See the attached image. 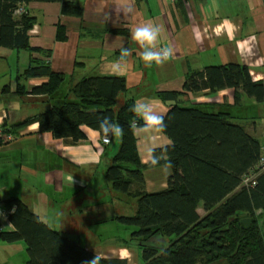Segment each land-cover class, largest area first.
Returning <instances> with one entry per match:
<instances>
[{
  "label": "trees",
  "instance_id": "1",
  "mask_svg": "<svg viewBox=\"0 0 264 264\" xmlns=\"http://www.w3.org/2000/svg\"><path fill=\"white\" fill-rule=\"evenodd\" d=\"M30 1L59 2L61 15L81 18L83 14L71 0H0V47L29 53L28 65L16 76L15 90L21 96L45 99L39 112L11 129L36 122L39 131L75 144L87 138L82 126L95 130L99 120L109 115L124 128L125 135L122 141L115 140L116 150L103 173L104 185L125 208L124 213L102 222L124 226L118 234L135 241L140 264H264V169L258 173L257 167L264 141L240 120L254 117H241L234 109L240 102L239 93L264 109V83L252 79L247 65L224 63L189 71L181 90L157 92L169 104L163 133L171 143L156 149L159 164H143L134 127H130L136 119L132 112L135 100L125 97V78L93 74L74 82L52 70L50 51L30 45L34 17L25 10L16 13ZM57 27L56 40L61 41L64 27ZM34 77L48 80L26 89L25 81ZM227 88L234 91L232 106L180 100L187 93L212 94ZM122 94L125 96L119 101ZM6 130L0 129V137ZM6 136L14 139L10 133ZM169 162L167 186L147 191L145 171L169 166ZM2 202L13 228L6 230L0 224V240H22L26 264H86L99 256L49 226L19 197L9 196ZM128 209L129 214L125 213ZM101 258L100 264H130L126 258Z\"/></svg>",
  "mask_w": 264,
  "mask_h": 264
},
{
  "label": "crops",
  "instance_id": "2",
  "mask_svg": "<svg viewBox=\"0 0 264 264\" xmlns=\"http://www.w3.org/2000/svg\"><path fill=\"white\" fill-rule=\"evenodd\" d=\"M71 1L83 9L81 18L61 15L59 2L30 1L21 8L35 19L29 32L30 45L49 50L51 69L74 82L85 75H113L112 63L119 58L121 48H128L131 54L119 74L125 78L128 92L126 96L119 95V100L125 96L133 97L135 103L150 101L163 115L169 104L161 101L156 93L181 90L189 71L206 65L245 64L252 79L264 83V0ZM143 23L159 25L161 45L173 49V56L163 66L146 67L139 58L141 50L131 40V32ZM58 24L64 27L65 39L61 41L56 40ZM21 56L22 64L18 67ZM28 62L27 51L0 47V77L14 66L7 86L0 87V129H7L0 137V213L3 216L0 224L5 225L2 228H13L2 201L17 196L49 226L100 257H121L130 264H140L138 251L133 252L123 244L125 239H113V231L98 228L114 224L102 221L124 213L125 206L111 196L103 179L116 150V139L105 145L99 141L97 132L87 126H82L86 140L75 144L39 131L36 122L11 129L13 124L39 112L43 108L39 104L45 101L44 97L31 94L21 96L15 90L16 76ZM47 80V77L30 78L25 81L26 89ZM239 96L240 102L234 108L236 114L254 117L240 120L249 132L264 141L263 105L255 104L241 93ZM180 100L232 106L234 91L227 88L212 94L187 93ZM134 132L143 164H150L147 162L149 148L171 143L164 133L141 135L135 128ZM8 133L14 139L8 140ZM169 175L166 164L148 168L146 190L164 189ZM0 247V264H14L11 252H23L24 243L0 240Z\"/></svg>",
  "mask_w": 264,
  "mask_h": 264
},
{
  "label": "clouds",
  "instance_id": "3",
  "mask_svg": "<svg viewBox=\"0 0 264 264\" xmlns=\"http://www.w3.org/2000/svg\"><path fill=\"white\" fill-rule=\"evenodd\" d=\"M161 27L155 23H143L133 28L131 40L141 50L139 58L146 67L163 66L173 56L171 47L162 46L160 43ZM131 52L128 48H121L119 58L111 65L113 75H119L127 63V58ZM132 112L136 119L130 127H134L141 135H152L163 133L166 129L164 115L157 112L150 101H138L132 106ZM97 132L99 141L102 143L110 142L112 139L123 140L125 135L124 128L114 122L109 115H104L98 123ZM147 162L151 165L160 163V158L156 155L155 148H149L147 152ZM169 167L171 163L169 162ZM2 215V213H0ZM101 257L94 256L86 264H100Z\"/></svg>",
  "mask_w": 264,
  "mask_h": 264
},
{
  "label": "rangeland",
  "instance_id": "4",
  "mask_svg": "<svg viewBox=\"0 0 264 264\" xmlns=\"http://www.w3.org/2000/svg\"><path fill=\"white\" fill-rule=\"evenodd\" d=\"M21 64H22V56H21L20 64L18 65V67L21 66ZM13 68H14V66L11 65V70L10 71L7 70V72L2 77H0V87H3L4 85H6L9 82V78H11V76H12V70H13ZM38 108H40V107H38ZM248 118H250V116ZM259 139L261 141H263V138L262 137H259ZM136 141H137V139H136ZM129 212H131V210L128 209L125 213H128L129 214ZM198 212L201 215L204 214L201 209H199ZM2 221H3V216L0 215V222H2ZM118 225L119 224H117V223L108 225L107 227L106 226H100L99 225L98 228L108 229V230L114 231L113 239H116V240H124L125 239L126 240L125 244L133 252H137L138 249L136 247V244H135V241L134 240H131L130 237L127 234L126 235H119L118 234V231H120V230H122L124 228V226H122V225H119L118 226ZM1 226L5 228V225L2 224ZM0 253H1V247H0ZM11 254H12L11 261L14 262V264H26V261L25 260L27 258V254H26L25 246H24L23 252L22 251L20 252L19 250H16L14 252L12 250Z\"/></svg>",
  "mask_w": 264,
  "mask_h": 264
},
{
  "label": "built area",
  "instance_id": "5",
  "mask_svg": "<svg viewBox=\"0 0 264 264\" xmlns=\"http://www.w3.org/2000/svg\"><path fill=\"white\" fill-rule=\"evenodd\" d=\"M169 1H174V0H169ZM189 1L192 2L193 0H189ZM22 11H23V8H18L16 13L20 14ZM104 144H106V143H104ZM257 167H258V173L260 172V170L264 169V147H263L262 154L260 157V161H259V164L257 165ZM252 178H253V176H251V179ZM246 181H248V179H246Z\"/></svg>",
  "mask_w": 264,
  "mask_h": 264
}]
</instances>
